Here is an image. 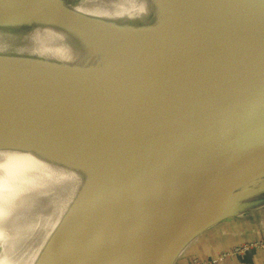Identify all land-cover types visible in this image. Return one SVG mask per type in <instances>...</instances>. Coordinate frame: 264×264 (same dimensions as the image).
<instances>
[{
  "label": "water",
  "instance_id": "1",
  "mask_svg": "<svg viewBox=\"0 0 264 264\" xmlns=\"http://www.w3.org/2000/svg\"><path fill=\"white\" fill-rule=\"evenodd\" d=\"M74 2L0 0V31L51 26L87 60L0 54V150L82 173L32 264H175L264 207V0Z\"/></svg>",
  "mask_w": 264,
  "mask_h": 264
},
{
  "label": "bare ground",
  "instance_id": "2",
  "mask_svg": "<svg viewBox=\"0 0 264 264\" xmlns=\"http://www.w3.org/2000/svg\"><path fill=\"white\" fill-rule=\"evenodd\" d=\"M146 3L147 0H75L73 8L113 20L136 19L150 10ZM73 43L68 34L51 26L36 27L26 32L0 31V54L25 52L72 63L85 61L84 51L75 49L76 43ZM199 163L200 160L195 159L179 164L177 169L187 171ZM81 180L80 171L48 161L39 154L0 150V222L18 218L30 223L32 228L27 233L11 235L10 239L16 242L15 249L28 242L29 238L32 242L14 251L3 264L33 263ZM39 218L48 221L43 223L51 224L52 228L38 239L36 234L41 231L39 223L42 221ZM173 227L178 230V224ZM185 249L180 258L185 255Z\"/></svg>",
  "mask_w": 264,
  "mask_h": 264
},
{
  "label": "rangeland",
  "instance_id": "3",
  "mask_svg": "<svg viewBox=\"0 0 264 264\" xmlns=\"http://www.w3.org/2000/svg\"><path fill=\"white\" fill-rule=\"evenodd\" d=\"M5 151L18 152L13 150ZM29 153L34 154V152ZM258 209L248 211L236 218L224 220L200 236L198 238L200 240L196 241L190 251H184L183 254L185 255L181 258L186 259L188 264H208L214 257H222L223 260L215 264H224L227 258L233 257V255L229 254V251L241 246L240 244L253 243L256 240L264 245V207L260 208L261 210ZM39 219L42 220L40 221L41 223L46 221L42 218ZM33 223L35 224V221ZM41 223H39L41 231L36 234V236H39L38 239L42 238L52 228L51 224ZM30 226V223L18 218H9L0 222V264H3L14 251L32 242V239L29 238L27 239L29 240L28 242L20 246V248L15 249L16 242L10 239L11 235L15 236L27 233V231L32 229ZM216 234H218V237ZM204 251L210 255L202 256Z\"/></svg>",
  "mask_w": 264,
  "mask_h": 264
},
{
  "label": "crops",
  "instance_id": "4",
  "mask_svg": "<svg viewBox=\"0 0 264 264\" xmlns=\"http://www.w3.org/2000/svg\"><path fill=\"white\" fill-rule=\"evenodd\" d=\"M199 240L200 239L196 241ZM196 241L193 244H191L188 248H186L185 251L186 250L190 251L192 249V246L195 245ZM248 244H249L248 250L240 252L237 255L233 256L232 258H227L224 264H264V247H263L264 245H262L256 240L253 243H248ZM203 255L209 256L210 254L204 251L202 253V256ZM175 264H188V262L186 259L184 260L182 258H179Z\"/></svg>",
  "mask_w": 264,
  "mask_h": 264
},
{
  "label": "built area",
  "instance_id": "5",
  "mask_svg": "<svg viewBox=\"0 0 264 264\" xmlns=\"http://www.w3.org/2000/svg\"><path fill=\"white\" fill-rule=\"evenodd\" d=\"M248 248H249V245L244 244V245L234 248L233 250H230L229 254L234 256L240 252H243L244 250H247ZM222 260H223L222 257H214L213 260H211L208 264H215L216 262L218 263L219 261H222Z\"/></svg>",
  "mask_w": 264,
  "mask_h": 264
}]
</instances>
